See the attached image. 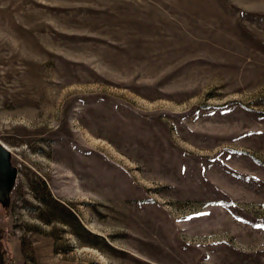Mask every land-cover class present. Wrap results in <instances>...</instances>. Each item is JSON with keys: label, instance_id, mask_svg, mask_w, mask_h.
<instances>
[{"label": "rangeland", "instance_id": "1", "mask_svg": "<svg viewBox=\"0 0 264 264\" xmlns=\"http://www.w3.org/2000/svg\"><path fill=\"white\" fill-rule=\"evenodd\" d=\"M0 142L13 264H264V0H0Z\"/></svg>", "mask_w": 264, "mask_h": 264}, {"label": "water", "instance_id": "2", "mask_svg": "<svg viewBox=\"0 0 264 264\" xmlns=\"http://www.w3.org/2000/svg\"><path fill=\"white\" fill-rule=\"evenodd\" d=\"M6 147L0 142V191L6 192L8 183L12 178V171L7 167Z\"/></svg>", "mask_w": 264, "mask_h": 264}, {"label": "trees", "instance_id": "3", "mask_svg": "<svg viewBox=\"0 0 264 264\" xmlns=\"http://www.w3.org/2000/svg\"><path fill=\"white\" fill-rule=\"evenodd\" d=\"M1 225H0V264H13L14 260L9 254V250L7 248V245L4 244L2 237L6 235V231L4 228L1 230Z\"/></svg>", "mask_w": 264, "mask_h": 264}]
</instances>
